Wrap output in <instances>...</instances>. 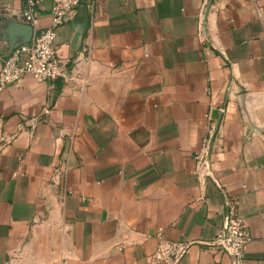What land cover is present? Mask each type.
<instances>
[{"label": "crops", "instance_id": "0c3cea01", "mask_svg": "<svg viewBox=\"0 0 264 264\" xmlns=\"http://www.w3.org/2000/svg\"><path fill=\"white\" fill-rule=\"evenodd\" d=\"M54 43L66 76L0 89V264H147L158 232L232 264L226 199L264 264V0H85Z\"/></svg>", "mask_w": 264, "mask_h": 264}, {"label": "built area", "instance_id": "2783aa9c", "mask_svg": "<svg viewBox=\"0 0 264 264\" xmlns=\"http://www.w3.org/2000/svg\"><path fill=\"white\" fill-rule=\"evenodd\" d=\"M51 24L37 28L39 17L38 0H27L22 11L23 23L33 27L30 41L21 43L1 59L0 89L19 81L25 75H32L37 81H49L66 76L62 60L55 46L58 28L74 14L76 7L83 0H51ZM90 6L91 0H87ZM35 122V121H34ZM200 160L205 163L207 157ZM239 201L225 200L224 221L213 239L207 243L232 257V264H244L245 246L248 241L246 224L238 212ZM158 245L155 251L147 256V264H179L187 254L192 241L167 239L162 232L157 233Z\"/></svg>", "mask_w": 264, "mask_h": 264}, {"label": "water", "instance_id": "95a60500", "mask_svg": "<svg viewBox=\"0 0 264 264\" xmlns=\"http://www.w3.org/2000/svg\"><path fill=\"white\" fill-rule=\"evenodd\" d=\"M12 31L10 29L9 35L11 36V48L10 51H12L13 48L17 47L21 43H25L30 41L33 35V27L21 22H13L12 23ZM20 35V37H18Z\"/></svg>", "mask_w": 264, "mask_h": 264}]
</instances>
